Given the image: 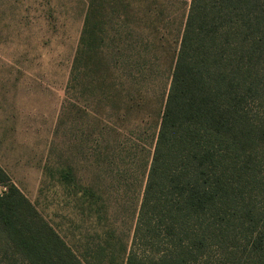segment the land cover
<instances>
[{
    "label": "rangeland",
    "instance_id": "rangeland-1",
    "mask_svg": "<svg viewBox=\"0 0 264 264\" xmlns=\"http://www.w3.org/2000/svg\"><path fill=\"white\" fill-rule=\"evenodd\" d=\"M189 4L0 0V165L84 264H125Z\"/></svg>",
    "mask_w": 264,
    "mask_h": 264
},
{
    "label": "trees",
    "instance_id": "trees-1",
    "mask_svg": "<svg viewBox=\"0 0 264 264\" xmlns=\"http://www.w3.org/2000/svg\"><path fill=\"white\" fill-rule=\"evenodd\" d=\"M0 264H84L0 165ZM264 264V0H190L125 264Z\"/></svg>",
    "mask_w": 264,
    "mask_h": 264
}]
</instances>
